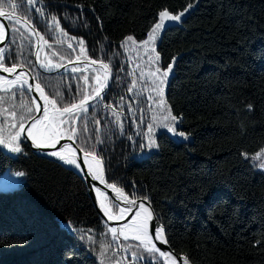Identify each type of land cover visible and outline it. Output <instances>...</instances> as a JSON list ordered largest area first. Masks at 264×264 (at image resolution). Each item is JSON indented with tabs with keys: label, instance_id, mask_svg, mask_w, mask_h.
Segmentation results:
<instances>
[{
	"label": "trees",
	"instance_id": "1",
	"mask_svg": "<svg viewBox=\"0 0 264 264\" xmlns=\"http://www.w3.org/2000/svg\"><path fill=\"white\" fill-rule=\"evenodd\" d=\"M0 6L11 17L3 63L31 70L58 107L78 103L85 90L91 95L97 70L104 80L100 62L109 64L103 100L89 101L94 106L74 123L72 139L102 160L109 184L133 199L147 197L175 252L190 264H264V160L253 158L264 155V0H4ZM165 9L184 12L185 21L164 26L155 51L146 54L140 42ZM130 35L136 43L122 46ZM176 57L163 98L185 137L163 126L166 113L148 75ZM0 97V135L8 137L21 117L25 125L36 114L22 101L33 109L35 103L26 87ZM149 139L155 146L137 159ZM19 144L12 156L0 144V264H160L139 241L112 239L113 227L68 164L34 155L23 135ZM105 203L119 213L107 195Z\"/></svg>",
	"mask_w": 264,
	"mask_h": 264
},
{
	"label": "snow or ice",
	"instance_id": "2",
	"mask_svg": "<svg viewBox=\"0 0 264 264\" xmlns=\"http://www.w3.org/2000/svg\"><path fill=\"white\" fill-rule=\"evenodd\" d=\"M4 0H0V5H2ZM35 2L42 3V0H35ZM34 3V0H22V5H32ZM9 6L13 9L17 7L16 4H9ZM187 7H191V5H188ZM39 11V9H36ZM187 11V8L185 9ZM43 16V13H41ZM184 15V12H180L178 14H171L169 11L162 10L158 13V22L152 27V29L147 33V39L142 40L140 42V45H142L145 48V52L147 54L149 48L151 45H154L156 36L158 35L159 31L163 29L165 26L166 21H175L179 22L181 20V17ZM0 17H8L11 22V17L9 14H7L3 7L0 6ZM52 22L54 25L58 26V20L56 17H51ZM16 23H19V20L16 21ZM18 30V29H17ZM34 34L37 35V40L41 41L44 40L42 35H39L35 32V29H33ZM6 37L5 27L3 23H0V42H3V40ZM75 39V38H72ZM127 42L136 43L134 38L130 35L125 38V41L122 42V46L126 45ZM45 44H47V41H44ZM79 44L81 45L80 51L86 52V49L82 47L83 41H79ZM69 48H72L73 46L71 44L68 45ZM75 51V49H73ZM151 51L154 52V47H151ZM4 52V49H0V54ZM77 60H79V56L76 57ZM4 56L0 55V70H3L7 73H14L16 71V65H13L12 67H6L3 63ZM155 60H159V55L156 54ZM149 61H152V57L149 56ZM91 63L95 65L97 61L92 60ZM175 63L174 59L169 65L166 67V69H161L159 66L155 68L154 71H149L148 75L153 78V83L155 84L154 90L157 92V95L160 96V100L157 102L158 107H162L166 114L161 116V120L165 121L164 127L167 128L170 132H172L175 135H179L181 137H185L186 134L184 132H177V129L175 127L176 122L178 121V117L173 116L171 113L170 107L167 105L166 100L163 98V88L166 83V79L170 72H172L173 64ZM101 68L104 70V80H101V77L99 75V70H97V74L93 77L95 80L96 85L98 87H92V93L89 95L87 93V90H85V94L83 97L78 101V103H70L66 104L63 107L57 106V100L56 99H50L49 96L45 93L44 88L41 87L40 83H36L34 85L35 91L39 92L40 99L44 101L42 109L39 104L36 105L35 109L25 104L23 101L21 103L22 107H26L27 111L29 113L36 111L40 112L42 111V116L40 118H36L35 116L32 117V124L27 129V137H30L34 146L37 148L42 147H55L56 144H58L64 136H69L71 139L76 134V129L73 127L74 123L80 119V116L82 113H87L88 108L90 106L89 101H97L100 102L103 100V96L101 95L102 90L107 86V79L111 75L110 67L108 63L100 62ZM61 65H54V67H60ZM41 67L48 68L49 64L41 63ZM87 67V66H85ZM123 69H121L122 71ZM73 72L80 71V69L72 68ZM144 73H141V76L143 77ZM85 84H88L89 77L87 75H82L81 77ZM135 84V81L133 82V85ZM27 88L28 91L33 90V85L29 83V78L26 73L21 72L19 75L16 76L14 80H8L4 76H0V90L10 92L12 88H19L23 90L24 88ZM23 92H21V95ZM16 94L13 92L12 96L14 97ZM62 99V97H61ZM148 99H152V97H148ZM0 100H3V97H0ZM11 117L13 119L16 118L17 113L11 112ZM21 122L19 123L18 130L14 133H10L8 137H4L3 135H0V144H5L8 148H10L13 152H20L21 147L19 144V140L21 135L26 131L23 119L24 117H21ZM119 119V117H117ZM156 117L153 116V120H155ZM96 123H99L98 121ZM11 128H17V125L15 123L11 124ZM153 126L151 124L148 125V133L150 134L152 132ZM0 132H2V128H0ZM100 142V141H98ZM148 146L152 147L154 145V141L149 139ZM64 152H70V155H64L62 153ZM261 152H264V149L261 150ZM49 155L58 157L59 160L63 161L64 163H67L69 165L75 166L77 169L81 168V165L77 161V155H76V149L72 148L70 144H64L61 145V151L56 152L53 151L49 153ZM91 155V161H95L96 163V169L93 170L92 162L88 159V156ZM247 155V154H245ZM261 153H257L254 159L259 158ZM84 163L89 168V174L91 175L92 179L99 180L101 183H105L104 177H103V168H102V161L98 159L95 154H90L85 152V159ZM261 168H264V163L260 165ZM19 176H23V172L17 173ZM106 187L111 188L115 193L116 197L115 199H123L127 204L131 206H135L137 208V211L135 212L132 220L124 224L120 229L119 232L117 228L113 227L110 228L109 231L111 232L112 239L116 240L119 237H123L124 240H128L129 238L139 241L140 246L144 248L145 251L149 252L153 256H156L158 254V257L160 258V264H177V258L173 254L172 251H162L160 248L156 246V243L153 240V233L155 235L156 240H159L161 243L166 244L167 239L164 234V229L162 225L157 224L154 226L152 232H150V221L153 219V213L151 211L150 205L148 207L145 206L144 203H140L139 205L136 204L135 200H131L127 197V195L124 194L123 189L117 187L115 183L107 184ZM97 195L101 197L100 200V208L103 210L104 214L108 217L109 220H120L123 219L125 214L128 212H131V208H120L119 209V215H113L111 208L105 203L106 196L105 193L101 191V189H96ZM147 199V197H145ZM91 239V237H89ZM127 250V249H126ZM133 256L135 257V253H133ZM181 261L182 264H190V261L188 260L187 256H184L181 254Z\"/></svg>",
	"mask_w": 264,
	"mask_h": 264
},
{
	"label": "water",
	"instance_id": "3",
	"mask_svg": "<svg viewBox=\"0 0 264 264\" xmlns=\"http://www.w3.org/2000/svg\"><path fill=\"white\" fill-rule=\"evenodd\" d=\"M184 21H185V19L183 17H181V20L179 22L166 21L165 22V29L180 27ZM0 23H3V25L5 27V32H6L5 39L3 40V42H0V49H4V51H5L8 43H9V40L11 38V28H10V24L7 21L6 17H0ZM174 61H175V63L173 64L172 72L169 73L172 77L175 75V70H176V67H177V64L179 61V57H176L174 59ZM21 72L26 73L28 75L29 83L33 85V90L30 92H31L32 98L34 100L35 107L37 104H39L41 106V109H42L44 101L40 99L39 92L35 91V89H34V85L36 83H39V82L36 80L33 73L31 72V70H29L27 67L21 65V66L16 67V71L14 73H7V72H4L3 70H0V76H4L8 80H14L16 78V76L19 75ZM109 87H110V84L108 85L107 89ZM41 116H42V111L36 112L35 117L37 119L40 118ZM32 122H33V120L31 118L24 125L26 131L22 135L25 138L26 142L28 143V145L30 147L31 152L34 155L39 156L41 158L51 160V161H54V162H57V163H64L63 161L59 160L58 157L51 156V155H49V153H51L53 151L60 152L61 151V145H64V144H70L72 146V148L76 149L77 161L81 165V168L79 169V171H77L72 166H70L69 164L68 165L78 174L80 179L84 182L85 187L87 189L89 199L91 200L93 207L95 208L96 212L103 218V220L110 227L117 228L118 225L125 223L126 221L129 220L130 217L134 216L135 212L137 211V208L135 206H131V205L127 204L123 199H115L116 193L111 188L106 187V185L109 183L107 182V179H106L105 168H104L103 162H102V168H103V177H104L105 183H101L99 180L92 179L91 175L89 174V168L84 163L85 151L81 147H79V145L76 143V141L73 140L72 138L71 139L68 137L61 138L60 142L58 144H56L55 147H42V148L35 147L31 138L27 137V129L31 126ZM179 139H180V137H178V140ZM9 150H10V148H8L7 146L4 149V151L9 156H12V152H10ZM65 153L66 152H64L62 154H65ZM67 154H68V152H67ZM90 158H91V155L88 156V159H90ZM97 188L101 189V191L104 192L105 195L110 197L113 200V202L118 206L119 209L120 208H131V212H128L126 218L124 219V222L118 221V220H109L108 217L104 214L103 210L100 208L101 197H99L97 195V192H96ZM124 194L127 195V197L129 199L135 200L137 205H139L140 203H144L146 207H148L150 205L151 211L153 213V219H152V221H150V225H149L150 232H152L154 226H156L157 224L163 226V224L160 222V220H159V218L155 212V209H154V207L150 201L143 199V198L133 199L125 191H124ZM163 229H164V234H165L166 239H167V243L164 244V243H161L159 240H156L155 235L153 233V240L156 243V246L158 248H160L162 251H172L173 254L177 258V264H182L181 255H179L177 252H175L173 250V248L170 246L168 238H167L166 228L164 226H163ZM117 230H119V229H117ZM71 233L74 234L72 230H71Z\"/></svg>",
	"mask_w": 264,
	"mask_h": 264
},
{
	"label": "rangeland",
	"instance_id": "4",
	"mask_svg": "<svg viewBox=\"0 0 264 264\" xmlns=\"http://www.w3.org/2000/svg\"><path fill=\"white\" fill-rule=\"evenodd\" d=\"M152 133V132H151ZM150 135V134H149ZM147 141H148V139H147ZM152 147H149V149H143L142 151H140V152H138L137 154H136V157H137V159H143V158H145V157H147L149 154H150V152L152 151ZM10 151V150H9ZM264 160V155H262L260 158H259V160L258 161H263ZM106 196V195H105ZM119 214V213H118ZM117 214V215H118ZM113 215H115V214H113ZM70 232H71V230H69ZM118 232H119V230H118Z\"/></svg>",
	"mask_w": 264,
	"mask_h": 264
},
{
	"label": "bare ground",
	"instance_id": "5",
	"mask_svg": "<svg viewBox=\"0 0 264 264\" xmlns=\"http://www.w3.org/2000/svg\"><path fill=\"white\" fill-rule=\"evenodd\" d=\"M2 54H3V53H2ZM2 54H0V55H2ZM12 89H13V88H12ZM1 91H3V90H1ZM68 154L70 155V152H68ZM68 154H67V152H66L64 155H68ZM260 156H261V155H260ZM257 159H259V158H257ZM89 160L91 161V158H90ZM91 162H92L93 170H95V169H96V163H95V161H91ZM70 166H72L75 170L79 171V169H77L75 166H73V165H70ZM100 200H101V199H100ZM127 214H128V213L125 214V216H124L123 219H120V220H118V221H123V222H124V219L126 218ZM118 215H119V214H118ZM132 218H133V216L130 217L129 220L126 221L125 223L118 225V226H117V229H120L124 224L129 223V222L132 220Z\"/></svg>",
	"mask_w": 264,
	"mask_h": 264
},
{
	"label": "flooded vegetation",
	"instance_id": "6",
	"mask_svg": "<svg viewBox=\"0 0 264 264\" xmlns=\"http://www.w3.org/2000/svg\"><path fill=\"white\" fill-rule=\"evenodd\" d=\"M151 47H154V45H151ZM151 47L149 48L148 52H152V51H151ZM144 49H145V48H144ZM148 52H147V53H148Z\"/></svg>",
	"mask_w": 264,
	"mask_h": 264
}]
</instances>
